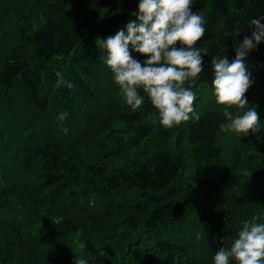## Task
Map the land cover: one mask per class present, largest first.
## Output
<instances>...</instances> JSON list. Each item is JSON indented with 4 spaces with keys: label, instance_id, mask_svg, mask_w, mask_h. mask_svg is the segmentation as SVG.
<instances>
[{
    "label": "trees",
    "instance_id": "16d2710c",
    "mask_svg": "<svg viewBox=\"0 0 264 264\" xmlns=\"http://www.w3.org/2000/svg\"><path fill=\"white\" fill-rule=\"evenodd\" d=\"M138 4L0 0V264H214L242 221L264 223V42L246 57L259 131L220 130L211 65L235 58L264 0H193L208 55L192 118L168 129L147 94L126 104L96 44Z\"/></svg>",
    "mask_w": 264,
    "mask_h": 264
},
{
    "label": "clouds",
    "instance_id": "9594fccd",
    "mask_svg": "<svg viewBox=\"0 0 264 264\" xmlns=\"http://www.w3.org/2000/svg\"><path fill=\"white\" fill-rule=\"evenodd\" d=\"M192 4L193 0H139L138 11L132 13L135 20L114 36L96 40L107 53L105 63L126 104L139 109L145 102L141 92L147 94L165 129L192 118L197 99L192 88L203 73V58L208 55L207 48L197 47L205 34V19L202 13L191 11ZM249 24L254 31L235 49L231 62L225 56L211 61L216 103L225 106L226 122L219 126L222 132L259 131L257 111L246 107L249 104L245 94L253 84L246 57L264 42V17L251 18ZM133 52L146 59L141 62ZM56 77L58 86L72 87L64 73L58 71ZM232 107L240 111L234 114L229 110ZM67 116L66 111H61L56 119L63 124ZM61 130L68 131L66 127ZM260 219L255 215L242 221L230 247L215 253L214 264H229L230 259L236 264H264V223L258 222ZM74 264L88 262L75 257Z\"/></svg>",
    "mask_w": 264,
    "mask_h": 264
}]
</instances>
